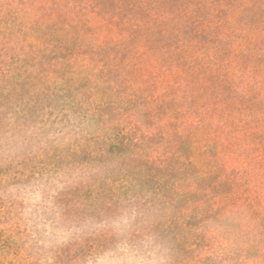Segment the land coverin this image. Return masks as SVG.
<instances>
[{
    "label": "rangeland",
    "instance_id": "374dc122",
    "mask_svg": "<svg viewBox=\"0 0 264 264\" xmlns=\"http://www.w3.org/2000/svg\"><path fill=\"white\" fill-rule=\"evenodd\" d=\"M52 2L16 0L4 19L26 21ZM103 17L92 16L97 27L87 36L74 33L72 53H53L31 30L21 44L0 36V264H264V219L255 221L254 206L264 177L258 198L247 202L235 177L195 189L188 181L192 187L178 193L177 132L194 138L205 124L190 113L189 96L177 99L182 79L166 72L172 53L149 54L146 44L125 49L115 58L124 69L107 79L103 64L121 36L99 35L118 33ZM102 42L110 48L100 49ZM132 72L146 90L142 100L164 103L129 118L127 104L114 111L109 80L125 74L118 89L127 91ZM135 124L152 132L147 144L116 145L137 138ZM118 131L122 138L110 137ZM182 149L193 156L191 145ZM237 201L238 210L219 221L217 213ZM244 241L253 248L243 251Z\"/></svg>",
    "mask_w": 264,
    "mask_h": 264
},
{
    "label": "trees",
    "instance_id": "16d2710c",
    "mask_svg": "<svg viewBox=\"0 0 264 264\" xmlns=\"http://www.w3.org/2000/svg\"><path fill=\"white\" fill-rule=\"evenodd\" d=\"M13 2L16 0H0V36H11V44H21V36L31 30L34 36L44 37L43 42L49 44L53 53L75 52L72 36H87L96 28L91 21L93 15L107 17L118 33L104 34L100 30L99 35L117 36L115 39L121 36V42L118 40L117 47L111 49L109 59L103 64L110 70L107 79L113 70L124 69L115 63V58L125 49L135 51L146 44L152 52L149 54L172 53L166 72L169 78L176 74L182 79L177 84L180 86L177 99L181 94L189 96L192 100L190 113L197 117L198 124H205L194 138L183 131L177 132L180 136L177 192L192 186L195 189L200 184L220 185L235 177L234 182L246 186L241 188L246 202L253 195L258 198L253 193H256L259 179L264 177V0H53L51 7L48 4L33 8L34 18L39 13L36 20L30 17L25 21L17 16L4 19L12 11ZM87 7L92 12L86 16L83 10ZM122 36H131L132 43L123 44L125 37ZM107 48L110 46L102 42L100 49ZM120 74L109 80L113 93L110 101L115 112L120 111V105L127 104L128 117L134 118L138 111L147 112L154 105L156 108L164 103L158 96L151 102L142 100L146 90L133 72L128 74L131 82L126 88L128 92L121 91L118 88L126 76ZM134 75L136 80L132 78ZM106 102L102 100V104ZM134 129L141 131L136 124ZM122 135L118 131L110 137L122 138ZM152 135V132H140L135 140H117L115 144H120L122 149L129 144L145 146ZM187 145L194 148L193 156L185 155L182 148ZM211 148L216 149L215 154L210 152ZM188 181H194L192 186ZM259 196L261 202L254 203L259 213L255 221L264 219V194ZM240 202L228 204L219 211L218 220L228 219L242 205ZM235 235L229 239L231 246L238 241ZM242 246L245 252L253 248L245 241Z\"/></svg>",
    "mask_w": 264,
    "mask_h": 264
}]
</instances>
